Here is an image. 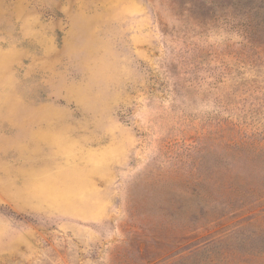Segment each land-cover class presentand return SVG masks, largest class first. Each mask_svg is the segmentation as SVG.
<instances>
[{
  "label": "rangeland",
  "instance_id": "1",
  "mask_svg": "<svg viewBox=\"0 0 264 264\" xmlns=\"http://www.w3.org/2000/svg\"><path fill=\"white\" fill-rule=\"evenodd\" d=\"M0 264H264V0H0Z\"/></svg>",
  "mask_w": 264,
  "mask_h": 264
},
{
  "label": "trees",
  "instance_id": "2",
  "mask_svg": "<svg viewBox=\"0 0 264 264\" xmlns=\"http://www.w3.org/2000/svg\"><path fill=\"white\" fill-rule=\"evenodd\" d=\"M170 203H166V204H163L162 206H160V209H163V212H165V211H169V209H170Z\"/></svg>",
  "mask_w": 264,
  "mask_h": 264
}]
</instances>
